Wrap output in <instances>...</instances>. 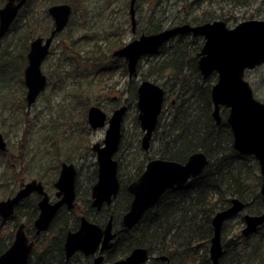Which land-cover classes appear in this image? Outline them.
<instances>
[{"label":"water","instance_id":"obj_1","mask_svg":"<svg viewBox=\"0 0 264 264\" xmlns=\"http://www.w3.org/2000/svg\"><path fill=\"white\" fill-rule=\"evenodd\" d=\"M26 0H6L0 7V41L8 32L19 9ZM134 0L130 1L131 25L134 28ZM53 18V28L43 40L35 37L29 44L27 65L24 68L26 104L30 107L45 89L47 78L42 73L41 64L49 52L57 33L68 24L71 7L67 3L54 4L48 8ZM191 33L201 36L203 44L197 53V67L203 79L215 73L216 79L210 88L213 105L212 117L216 124L222 120L221 107L227 109L225 116L232 133V147L242 153L250 154L257 160L261 177L259 193L264 202V102L255 98L253 90L244 78L246 70L254 69L264 63V19L243 20L233 27L220 19L191 25L183 23L158 32L141 34L111 55L125 60L128 79L137 76V65L143 56L158 53L160 47L177 34ZM137 120L143 136L141 144L147 150L164 102V90L155 82L144 79L137 86ZM126 106L121 105L107 114L97 105L87 110V122L92 129L107 123L102 142H95L91 149L96 153L97 177L91 188V206L100 209L103 204L110 205L117 196L120 183L117 176V160L114 158L121 139V124ZM6 150V142L0 133V151ZM208 158L202 151H196L183 161L163 158L150 159L143 172L127 186L132 195L127 211L122 215V225L132 228L143 214L153 207L165 191L183 186L190 178L200 175L208 165ZM76 170L73 164L63 162L54 187L58 199L49 201L41 182L31 180L25 183L13 196L0 200V216L8 218L15 205L22 199L37 192L39 213L34 220L36 233L46 231L56 212L62 205L71 209L75 200ZM244 209V202L237 197L230 199L228 206L217 211L212 219V236L209 245L211 264H219L222 254L221 229L223 224ZM241 233L248 236L264 225V212L245 213ZM20 224L10 246L0 254V264H28L33 241H29ZM115 233L112 232L111 218L104 226L91 222L81 216L79 226L66 234L64 252L69 258L75 251L89 255L98 251L93 264H100L102 253L110 249ZM169 264L166 256H160ZM149 259L147 249L136 247L123 259L110 264H144Z\"/></svg>","mask_w":264,"mask_h":264},{"label":"trees","instance_id":"obj_2","mask_svg":"<svg viewBox=\"0 0 264 264\" xmlns=\"http://www.w3.org/2000/svg\"><path fill=\"white\" fill-rule=\"evenodd\" d=\"M59 1L50 0V3ZM204 1L206 0H197V4ZM218 1L220 3L216 5L219 12L203 9L192 21H184L198 23L220 18L228 23L233 17L232 10L235 6L258 2L264 4V0ZM68 2L77 9L74 1ZM209 2L213 3L215 0ZM254 14L251 17L262 15L264 18L262 9H256ZM153 26L147 32L160 30V27ZM201 45L199 36L192 37L189 34L175 36L160 48L158 55L164 53L162 58L150 63L143 76L145 78L152 76L155 82L161 81L165 101L171 97L168 113L166 115L164 111L160 113L153 132L159 140L153 157L183 162L192 153L202 151L209 160L208 165L200 175L190 178L182 187L164 192L158 202L130 229L122 226L121 217L128 208L131 196L125 189H121L112 203V222L116 236L112 248L105 253L106 262L119 260L132 249L143 247L151 256L148 261L151 264H166L154 256H166L169 264H211L209 245L213 215L228 206L233 197L244 202V212L259 214L264 211V203L259 193L261 178L257 160L252 155L236 151L232 147V133L226 121L223 119L216 124L212 117L210 88L216 75L212 73L206 79L201 77L197 67V53ZM94 59L95 62L100 60L99 57ZM114 62L92 66L101 74L114 72L120 66L122 75L127 76L124 61L119 65ZM139 64L140 61L137 69H141ZM129 86L132 97L136 100V84L132 81ZM83 94L85 92L82 89H77L69 95L82 98V106H85L89 99L87 94ZM221 110L224 118L227 109ZM135 121L138 124L136 117ZM8 155L9 152L0 155V164L2 162L6 164V169L4 167L1 173L5 178L4 182H0V189H4L1 196L10 194L11 191L5 193L8 190L7 178L9 172L10 176H15L14 169L21 159L20 154L18 158H13L15 163H11ZM115 158L118 161L117 153ZM150 158L144 153L143 160L137 167L136 176ZM19 208L16 209L17 215L25 217L27 224L31 226L37 214L36 201L30 202L26 211ZM80 213L86 214L99 224H103L107 217L106 212L102 210L96 212L90 209L89 201H86L85 208L76 204L73 211H60L51 223V228H57L56 233L48 239L42 252L32 254L28 264H91L89 258L80 255L74 257L71 262H66L63 256L62 243L65 233L68 229L75 228L77 219L74 217ZM11 223L12 219L0 218V252L9 244L8 237L12 235ZM242 226V213L223 224L219 264H264V225L259 226L248 236L242 235Z\"/></svg>","mask_w":264,"mask_h":264},{"label":"rangeland","instance_id":"obj_3","mask_svg":"<svg viewBox=\"0 0 264 264\" xmlns=\"http://www.w3.org/2000/svg\"><path fill=\"white\" fill-rule=\"evenodd\" d=\"M47 1L29 0L0 42V133L7 143V150L2 153L9 152L11 163H15L13 158H18L21 154L14 169L15 176H10L9 172L7 178L8 190L5 193L11 192L1 196L4 189H0V200L18 190L20 182L25 183L31 179H43L46 191L53 199L55 188L51 183L56 179L60 163L66 161L74 163L78 170L76 203L85 208L86 201L89 200L87 188L95 182L92 175L97 168L96 153L92 151L91 145L102 142L107 126L94 130L89 127L86 118L89 106L98 105L109 115L116 101L114 96L120 102L128 101L121 144L117 152L119 177L126 183L131 176L132 179L136 177L135 173L144 153L154 156L159 140L153 135L149 150L142 149L140 142L143 134L139 123L135 121L138 113L136 100L132 97L128 78L122 75L120 66L114 72L106 74H101L92 66L116 60L118 61L114 63L119 65L122 59L107 56L138 35L130 31L128 0H79L80 3L75 0L77 9L71 14L68 25L54 37L49 53L41 64L42 73L47 78L46 88L27 107L24 85L27 47L35 36L46 35L52 25L47 13L42 12ZM157 1L162 2L160 7L165 10L164 24L192 21L203 9L219 12L216 4L220 3L218 0L213 3L206 0L199 5L197 0ZM141 6L139 27L144 29L150 20L147 14L151 10V4L143 0ZM258 8L264 10V4L258 2L235 6L232 10L233 17L226 22L227 25L233 27L243 20L264 19L262 15L251 17ZM162 13L159 12L158 15ZM163 54L143 56L139 64L141 69H137L139 73L135 79L136 84L142 79L155 82L154 77L145 78L143 75L150 63L160 60ZM98 57L100 60L95 62L94 58ZM244 78L249 82L255 98L264 102V64L246 70ZM77 89H82L88 95L89 100L85 106H82V98L69 95ZM170 98L163 104L164 115L169 111ZM4 167L6 169V164L2 162L0 182L5 181L1 174ZM41 248L37 246L36 253Z\"/></svg>","mask_w":264,"mask_h":264},{"label":"flooded vegetation","instance_id":"obj_4","mask_svg":"<svg viewBox=\"0 0 264 264\" xmlns=\"http://www.w3.org/2000/svg\"><path fill=\"white\" fill-rule=\"evenodd\" d=\"M69 1H71V0H69ZM130 1L131 0H128V15H129V20H130V25H131V16H130V12H129V9H130ZM142 1L143 0H134V2H133V5H132V8H133V12H134V20H135V24H134V28H132V25L130 26V31L132 32V33H137L138 35L136 36V38H138L141 34H149V33H154V32H147L148 30H150V29H152V25H154L153 27H160V30L159 31H161V30H163V29H166V28H170V27H173V26H176V25H180V24H183V23H187V22H185V21H183V22H168L167 24H164V23H162V21L165 19V10L162 8V7H160V4L162 3V2H159V1H157V0H154V1H152V0H147V3H150L151 4V10H149L148 11V14H147V18H150V20H149V22L148 23H146L147 24V27H145L144 29H142V27H139V19L138 18H140V16H142L141 14H140V8L142 7L141 6V4H142ZM5 2H6V0H0V7H2L4 4H5ZM28 2H29V0H26V2L24 3V5H22L21 6V8L19 9V11H18V13H17V16H16V18H15V20L14 21H16V19L18 18V16H19V12L20 11H22L25 7H26V5L28 4ZM74 2H75V0H74ZM81 1H79L78 0V3H80ZM60 3H67V4H69L70 5V7H71V14H74V10H76V9H74L73 8V6H72V4L71 3H69L68 1H59V2H55V3H50V0H48L47 1V6L46 7H44V10L42 11V12H45V13H47V15L50 17V19H51V21H52V25H51V27H50V29L48 30V32H47V34L46 35H38V36H41L42 38H43V40L50 34V31L52 30V28H53V24H54V22H53V18L51 17V15L48 13V8L50 7V6H52V5H54V4H60ZM75 4H76V6H77V3L75 2ZM141 6V7H140ZM162 8V9H161ZM151 12V13H150ZM159 12L160 13H162V15H158L159 14ZM71 14H70V17H71ZM69 20H70V18H69ZM13 21V22H14ZM190 21V20H189ZM68 23H69V21H68ZM13 24V23H12ZM189 24H191V25H195L194 23H191V22H189ZM68 25V24H67ZM66 25V26H67ZM12 26V25H11ZM65 26V27H66ZM10 29H11V27H10ZM61 32V31H60ZM156 32H158V31H156ZM58 34V33H57ZM187 34H189V35H191L192 36V34H190V33H187ZM7 35V34H6ZM177 35H179V34H177ZM177 35H175V36H177ZM180 35H182V34H180ZM56 36V35H55ZM175 36H173L172 38H174ZM35 37H37V36H35ZM34 37V38H35ZM33 38V39H34ZM172 38H170V39H172ZM32 39V40H33ZM54 39V38H53ZM135 39V38H134ZM169 39V40H170ZM31 40V41H32ZM133 40V39H132ZM168 40V41H169ZM30 41V42H31ZM53 41V40H52ZM131 41V40H130ZM167 41V42H168ZM167 42H165V44L167 43ZM128 43V42H127ZM30 44V43H29ZM164 44V45H165ZM125 45V44H124ZM51 46V45H50ZM123 46V45H122ZM121 47V46H120ZM119 47V48H120ZM28 49H29V46L27 47ZM50 49V48H49ZM200 49V48H199ZM27 52H28V50H27ZM49 53V52H48ZM48 55V54H47ZM112 56V55H111ZM113 57V56H112ZM114 59H122V58H119V57H113ZM123 61H124V63H125V68H126V62H125V60L124 59H122ZM26 65H27V53H26ZM25 65V66H26ZM25 68V67H24ZM126 71H127V69H126ZM139 73V72H138ZM137 76H138V74H137ZM137 76L136 77H132V79L131 80H129L128 79V83H129V85H130V83L132 82V81H134V83H135V79L137 78ZM127 78H128V75H127ZM142 80H144V79H142ZM141 80V81H142ZM148 80V79H147ZM151 81V80H150ZM136 84V83H135ZM139 84V83H138ZM138 84H136V91H137V86H138ZM24 85H25V83H24ZM47 85V84H46ZM25 88H26V86H25ZM46 88V87H45ZM44 91V90H43ZM42 91V92H43ZM39 96V95H38ZM164 96H165V92H164ZM37 99V98H36ZM113 99L114 100H116L114 103V106H113V109H112V111L109 113V115L107 114V118L111 115V113L113 112V110H115L116 108H119L121 105H125L126 106V110H127V108H128V101L127 100H123L122 102H120L119 100H118V98H117V96H114L113 97ZM136 99H137V92H136ZM35 102V101H34ZM33 102V103H34ZM98 106V105H97ZM90 107V106H89ZM88 107V108H89ZM102 109V108H101ZM88 110V109H87ZM126 112V111H125ZM161 112H162V109H161ZM124 115H125V113H124ZM124 115H123V120H124ZM86 118H87V112H86ZM123 120H122V124H121V134H123L122 133V130H123ZM88 123V122H87ZM139 123V122H138ZM89 125V124H88ZM105 125H107V123H105ZM90 127V126H89ZM103 127V126H102ZM91 128V127H90ZM106 128H107V126H106ZM156 128V127H155ZM92 129V128H91ZM92 130H94V129H92ZM105 133V132H104ZM141 133H143V132H141ZM152 136H153V134H152ZM121 138H122V135H121ZM152 139V138H151ZM151 139H150V141H151ZM6 142V141H5ZM120 142H121V139H120ZM121 144V143H120ZM149 146H150V142H149ZM149 146H148V149H147V151L149 150ZM120 147V146H119ZM6 150H7V143H6ZM5 150V151H6ZM5 151H0V152H5ZM93 151V150H92ZM117 152H118V150H117ZM153 158H156V157H153ZM150 159H152V157L150 158ZM149 159V160H150ZM117 160V159H116ZM149 160H147V162L149 161ZM63 162H65V163H67V164H73L74 165V167H75V164L74 163H72V162H66V161H62L61 163H60V165H59V170H58V168H57V170H58V173H57V170H56V173H57V176H56V179L54 180V181H52V185H53V187H54V182L57 180V178H58V175H59V172H60V169H61V164L63 163ZM146 162V163H147ZM96 163H97V161H96ZM117 163H118V161H117ZM146 163L143 165V167H142V169H141V172L134 178V179H132L131 177H133V176H131L128 180H129V182L128 183H126V181H122V183H120V177H119V171H118V168H119V166H117V176H118V180H119V183H120V188H119V191L121 190V189H125L126 191H127V193L131 196V198H132V195L128 192V190H127V186H128V184L130 183V182H132L133 180H135L142 172H143V170H144V168H145V165H146ZM58 166V165H57ZM55 168V169H56ZM75 170H76V175H75V181H74V189H75V200H74V204H73V207L71 208V209H68L67 207H66V205H62L60 208H59V210L56 212V214H55V216L53 217V219H52V221L56 218V216H57V214L60 212V211H62V210H68V211H73V209H74V207H75V205L77 204L76 203V199H77V178H78V170H77V168L75 167ZM94 178H95V181H96V177H97V168H96V170L93 172V175H92ZM130 179H132V180H130ZM31 180H36L37 182H41L42 183V185H43V188H44V191L48 194V196H49V201L50 202H54V201H56L57 199H58V197L56 196V192H57V189L55 188V192H54V198L52 199L51 198V196L49 195V193L46 191V188H45V181L43 180V179H31ZM31 180H29V181H31ZM29 181H27V182H29ZM27 182H25V183H27ZM25 183H22L21 185H20V187L18 188V190L25 184ZM95 183V182H94ZM94 183H92L91 185H90V187L89 188H87V194H88V198H89V207H90V209H93L94 211H96V212H100L101 210H102V212H106V214H107V217H106V221L103 223V224H99V223H97V224H99L100 226H104L106 223H107V221L109 220V218H111V223H112V232H114L115 233V236H116V232H115V230H114V227H113V222H112V203H113V201H114V199H116V197L112 200V202H111V204L110 205H106V204H103L101 207H100V209H97L96 207H93V206H91V188H92V185L94 184ZM125 183V185H123ZM18 190H16L11 196H13ZM169 190V189H168ZM119 191H118V193H119ZM166 192V191H165ZM117 193V194H118ZM8 197H10V196H8ZM7 198V197H6ZM40 198H41V195L40 194H38L37 192H32L30 195H28L27 197H25V198H22L16 205H15V207H14V211H13V214L11 215V216H9L8 218H2L1 216H0V218H2V219H12V223L10 224V226H11V230H12V235H11V237H8V239L10 240L9 241V244H8V246L2 251V252H4L9 246H10V244L12 243V241L14 240V238H15V232H16V230L18 229V227H19V225L20 224H23L24 226H23V231H24V233H25V235H26V237L28 238V240L29 241H33V247H32V249H31V251H30V254H29V259H28V263H29V260H30V258H31V256H32V254L33 253H35V254H38V253H40V252H42L45 248H46V245H47V241H48V239L51 237V236H53L55 233H56V231H57V228H51V223H52V221L50 222V224H49V227H48V229L46 230V231H42V232H40L39 234H37L36 233V228L34 227V220H35V218L38 216V213H39V208H38V201L40 200ZM131 198H130V201H131ZM32 201H36V205H37V214H36V216L34 217V220H33V222H32V224H31V226H29L28 224H27V222H26V219H25V217H23V216H18L17 215V213H16V209L18 208V207H20L19 209H21V211H26L27 210V207H28V204L30 203V202H32ZM129 204H130V202H129ZM129 206V205H128ZM152 208V207H151ZM128 209V208H127ZM149 210V209H148ZM127 211V210H126ZM125 211V212H126ZM124 212V213H125ZM262 212H264V211H262ZM71 213V212H70ZM123 213V214H124ZM242 213V220H243V216H244V214L245 213H247V212H244V209H243V212H241ZM241 213H239V214H241ZM75 214V213H74ZM251 214V213H250ZM144 215V214H143ZM81 216H85L86 217V219H88L89 221H91V222H94V223H96L95 221H93V220H91L90 218H88L87 217V215L86 214H82V213H80L79 215H75V217L74 218H76L77 219V224H76V226H75V228L74 229H68L67 231H66V233H65V236H64V240H63V243H62V251H63V256H64V258H65V261L66 262H71V260L72 259H74V257H78L79 255H80V257H86V258H89L90 260H91V264H93V260H94V258L98 255V251H96L94 254H89V255H86V254H84V253H82L81 251H75L69 258H66V256H65V252H64V241H65V237H66V234L69 232V231H74V230H76L77 228H78V226H79V223H80V218H81ZM14 220V221H13ZM139 222V221H138ZM137 222V223H138ZM121 224H122V217H121ZM243 224H244V220H243ZM123 226V225H122ZM135 226V225H134ZM124 227V226H123ZM125 228V227H124ZM126 229H130V228H126ZM8 234V233H7ZM115 236H114V238H115ZM114 238H113V240H114ZM113 240H112V245H113ZM37 246H41L42 248H41V250H39V252H37L36 253V247ZM111 248H112V246H111ZM110 248V249H111ZM110 249H107V250H104L103 251V253H102V256H103V260L101 261V263L100 264H110V263H112V262H114V261H112V262H106L105 260H104V257H105V253L107 252V251H109ZM2 252H0V254L2 253ZM130 253V252H129ZM128 253V254H129ZM127 254V255H128ZM149 254V253H148ZM126 255V256H127ZM125 256V257H126ZM150 254H149V259H148V261L150 260ZM160 257V256H159ZM159 257H157V256H154V258L155 259H160L161 260V258H159ZM124 258V257H123ZM123 258H121V259H123ZM80 259V258H79ZM116 261V260H115ZM147 261V262H148ZM163 261H165V260H163ZM147 262H145L144 264H146ZM166 262V261H165ZM166 264H167V262H166Z\"/></svg>","mask_w":264,"mask_h":264},{"label":"bare ground","instance_id":"obj_5","mask_svg":"<svg viewBox=\"0 0 264 264\" xmlns=\"http://www.w3.org/2000/svg\"><path fill=\"white\" fill-rule=\"evenodd\" d=\"M221 117H222V120L224 119L225 120V117L223 118V116H222V114H221ZM221 120V121H222ZM226 121V120H225ZM142 134V133H141ZM143 136V135H142ZM142 139V138H141ZM141 143V142H140ZM141 147H142V144H141ZM142 149H143V147H142ZM144 151H147V150H145V149H143ZM240 153V152H239ZM240 154H242V153H240ZM259 188H260V186H259Z\"/></svg>","mask_w":264,"mask_h":264}]
</instances>
